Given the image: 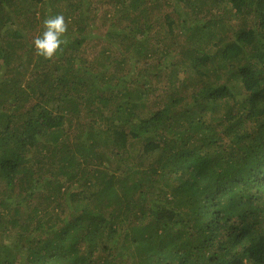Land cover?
<instances>
[{
    "label": "trees",
    "instance_id": "trees-1",
    "mask_svg": "<svg viewBox=\"0 0 264 264\" xmlns=\"http://www.w3.org/2000/svg\"><path fill=\"white\" fill-rule=\"evenodd\" d=\"M0 264H264V0H0Z\"/></svg>",
    "mask_w": 264,
    "mask_h": 264
},
{
    "label": "rangeland",
    "instance_id": "rangeland-1",
    "mask_svg": "<svg viewBox=\"0 0 264 264\" xmlns=\"http://www.w3.org/2000/svg\"><path fill=\"white\" fill-rule=\"evenodd\" d=\"M224 5L225 4H218L215 12H217L218 15L220 14V15H222L225 18H229L227 24L225 26H223V30L226 31V34L227 35H230L233 31H235L237 29V25L235 24V22H239L240 21V18H237L235 16V14L233 13V11L230 8V6H228V5L224 6ZM251 19H254V16L253 15L250 16V19H249L248 24H252V20ZM102 23L108 24L109 22L107 20H104L103 17L99 16V19L96 22V26L100 30H102V32H104V31L107 30L108 27L104 26ZM37 27H40V26H37ZM26 33H27V37H31L32 36L31 32H28V30H26ZM219 34H221V32ZM210 41L211 40H208V42H210ZM111 42L112 41H110L108 43V40L107 41H101V39H93V38L90 40L89 44L92 46V52L90 54V57L94 60V63L96 65H97V63H96L97 60L100 63L103 62V59L99 58V52L102 51L103 49H105L104 47H106V49H110L109 50L110 51L109 53H111V52L114 51V48H110V45L109 44ZM180 44L182 45V41H180ZM211 46H212L211 44L208 45L206 43V51L207 52H210V51L213 52L215 50V47H211ZM176 57H177V55L174 56L173 59H175ZM220 73H222V71ZM224 77H225V75H224ZM234 81L236 82V79L235 78H234ZM187 88H192V86L184 87V90L187 89ZM161 91L162 90L159 89L156 92L159 93ZM150 97H151L152 100L157 101V103L151 102V103H148V106L146 104V107H144V109H142V111H141L143 114H145V112L151 111L153 109L156 110V108L158 109L159 107H162L163 102H161V100L159 99L158 95L155 92ZM149 101H150V99L148 100V102ZM116 165H117V163H116Z\"/></svg>",
    "mask_w": 264,
    "mask_h": 264
}]
</instances>
